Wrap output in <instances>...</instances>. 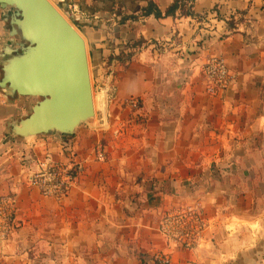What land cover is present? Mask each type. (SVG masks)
<instances>
[{
    "label": "crops",
    "instance_id": "0c3cea01",
    "mask_svg": "<svg viewBox=\"0 0 264 264\" xmlns=\"http://www.w3.org/2000/svg\"><path fill=\"white\" fill-rule=\"evenodd\" d=\"M52 1L97 68L115 57V79H97L108 122L96 115L66 140L20 142L8 124L28 113L26 98L0 96V196L18 198L0 264H158L157 254L170 264H264V0H190L193 16L160 19L143 9L165 13L174 0ZM5 27L0 14V45ZM122 53H133L126 66ZM210 57L234 76L218 97L201 74ZM130 97L141 109L123 105ZM100 141L105 162L95 160ZM47 155L85 166L61 200L28 185ZM195 205L208 222L198 247H168L161 219Z\"/></svg>",
    "mask_w": 264,
    "mask_h": 264
},
{
    "label": "water",
    "instance_id": "95a60500",
    "mask_svg": "<svg viewBox=\"0 0 264 264\" xmlns=\"http://www.w3.org/2000/svg\"><path fill=\"white\" fill-rule=\"evenodd\" d=\"M16 48L2 50L0 93L37 98L32 112L8 124L17 141L73 136L96 117L87 44L50 0H0Z\"/></svg>",
    "mask_w": 264,
    "mask_h": 264
},
{
    "label": "built area",
    "instance_id": "2783aa9c",
    "mask_svg": "<svg viewBox=\"0 0 264 264\" xmlns=\"http://www.w3.org/2000/svg\"><path fill=\"white\" fill-rule=\"evenodd\" d=\"M201 74L205 84V92L210 97L224 94L232 85L234 76L226 61L220 57L208 58L202 66ZM131 111L141 109V100L131 97L123 102ZM103 124L108 117H101ZM95 160L105 162L107 152L102 141L98 142L94 150ZM85 173V166L74 161H56L47 155L38 163V169L27 179L28 185L38 189L46 198L61 200L68 196ZM18 198L14 193L0 196V245L6 243L17 230ZM208 228L200 205L181 206L165 215L158 226L161 237L168 247L192 250L198 247L203 234ZM158 264H170L169 255L157 254Z\"/></svg>",
    "mask_w": 264,
    "mask_h": 264
},
{
    "label": "rangeland",
    "instance_id": "374dc122",
    "mask_svg": "<svg viewBox=\"0 0 264 264\" xmlns=\"http://www.w3.org/2000/svg\"><path fill=\"white\" fill-rule=\"evenodd\" d=\"M50 1L53 3L52 0H50ZM54 5L56 6V4H54ZM12 11H13V9H8L6 11H3L0 8V14H2V21L5 23V26H6L5 27V30H4V33L7 35L6 41H4V43H2L0 45V76L2 75V71H1V63H2V60H3V58H1L2 50L5 49V47L7 45L11 46L12 48H16L15 47L16 44L20 42L19 39H17V38H15V40L14 39H11V37L9 36V33H8L9 32L8 31V29H9V23H7V22H5L3 20V14H4V12L11 14ZM60 12H61V14H63L62 11H60ZM63 16H64V14H63ZM4 39H5V37H4ZM92 50H93V48L91 47V45H88L87 44V52H88V60H89V69H90V75H91V83H92L93 97H95L94 102L96 104L95 111L97 112L96 115L98 116V118L95 117L93 119H90L88 122L82 124L80 127H83L84 125H87V124H93V123H95L96 118H97V120H100L101 119L100 114H101V110L103 109V107H101V105L103 103V99H101V96L99 94L102 92V89L104 90V89H106V87L105 88L102 87V89L98 88L99 83H97V79H111V78L112 79H115V77L117 75V70L116 69L118 67H115L114 66L115 62H113V60H114L115 57L114 56H102L103 62L105 64L103 66H101V68L100 67L97 68L95 66V64H94V61H93V53H92ZM119 62L121 64H123L122 61H119ZM124 62H126V63H124L123 66H126L127 65V61H124ZM116 64L119 65V63H116ZM109 91H111V89H109ZM0 96L4 97L1 93H0ZM20 98H22V97L18 96L15 99H7V98H5V99H7V100H15L16 101L17 99L20 100ZM23 98H26V100H25L26 102L25 103L29 107V111H28L27 114H25L21 118H24L27 115H29L32 112L33 106L36 104L37 101H39V99H37V98H31V97H23ZM27 109L25 108V110H27ZM21 118H19V119H21ZM19 119H17V120H19ZM78 129H80V128H78ZM108 131H110V130L108 129ZM53 135H57V136L61 137L63 140H66V139L69 138L67 136H62V135H58V134H53ZM43 137H45V136H40V137H37V138H32L29 141H34V140H37V139H40V138H43ZM70 137H72V136H70Z\"/></svg>",
    "mask_w": 264,
    "mask_h": 264
},
{
    "label": "trees",
    "instance_id": "16d2710c",
    "mask_svg": "<svg viewBox=\"0 0 264 264\" xmlns=\"http://www.w3.org/2000/svg\"><path fill=\"white\" fill-rule=\"evenodd\" d=\"M190 0H174L173 4L168 8L165 13H162L158 6L152 2H150L147 7L143 9L142 15L145 17L155 16L157 19L164 17H174L177 12H180L182 16H193L194 13L192 11V3L189 5ZM133 53L125 55L124 53L120 54L118 60L124 63V61H130Z\"/></svg>",
    "mask_w": 264,
    "mask_h": 264
},
{
    "label": "bare ground",
    "instance_id": "6f19581e",
    "mask_svg": "<svg viewBox=\"0 0 264 264\" xmlns=\"http://www.w3.org/2000/svg\"><path fill=\"white\" fill-rule=\"evenodd\" d=\"M89 71H90V69H89ZM90 78H91V75H90ZM92 84V83H91ZM94 99V98H93ZM95 106V105H94Z\"/></svg>",
    "mask_w": 264,
    "mask_h": 264
}]
</instances>
